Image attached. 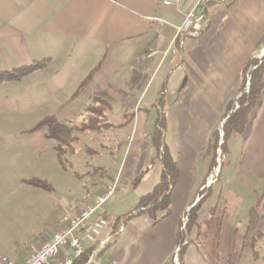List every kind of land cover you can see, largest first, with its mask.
<instances>
[{
  "label": "crops",
  "instance_id": "0c3cea01",
  "mask_svg": "<svg viewBox=\"0 0 264 264\" xmlns=\"http://www.w3.org/2000/svg\"><path fill=\"white\" fill-rule=\"evenodd\" d=\"M197 1L184 0L179 12L175 7L164 6L162 0H0V70L46 59L42 67L23 78L7 81L12 82V87H18L21 94H10L1 104L10 109L16 105L23 110L3 114L0 166L5 163L2 157L5 152L18 150L5 147L9 135L23 133L29 145L25 150L31 152L49 141L43 131L29 132L23 128L33 111L30 108L36 106H33L36 98L43 107H55V113L49 115L78 124L84 120L85 111L94 98L99 97L97 105L106 109L104 122L112 125L115 105L120 108V124L127 123L136 116L130 109L149 99L144 116L150 124L156 121L157 114L153 115L150 109L158 93H170V98L172 94L177 95L172 100L176 103L170 113L175 124L184 127L187 133V144L182 145L185 154L193 157L188 184L172 189L173 211L160 223L155 224L144 215L131 223L142 225L143 229L132 226L115 232L113 221H109L94 246L98 248L109 239L106 247L98 251L97 258L116 260L118 264L175 263L179 221L194 202L198 195L196 187L207 172V161L200 160L202 150L213 129L220 125L228 103L240 95L244 64L251 57L264 55V0H209L205 6L208 29L197 36H186L181 60L179 54L165 55L176 26L182 23L183 13ZM101 60L100 68L80 89ZM61 93L72 94L63 96ZM199 101L203 106L197 104ZM181 109L188 112L190 120L197 121L184 119ZM137 118L139 121L140 115ZM191 124L198 125L201 132H191ZM104 133L100 131L99 137L104 139ZM149 133H143L144 141L134 155L141 172L151 170L150 161L155 152ZM81 134L80 141L89 133ZM234 138V142L238 140L234 163L200 210V222H203L211 216L214 203L225 206L222 229L217 234L212 218L208 226L201 224L197 231H191L184 264H228L230 254L234 264H262L261 258L254 255V249L264 254V238H258L254 248L247 239L258 236L264 228V201L258 205L264 191V93L252 112L246 132ZM40 150L41 156L56 152L52 144ZM197 164H203L202 174L197 173ZM151 171L153 175L140 196L150 192L160 179L159 164ZM93 177L92 190L86 198L74 203L72 214L87 203L94 204L97 195L114 181L109 176L101 180ZM245 202L250 203L246 214L242 210ZM108 209H113L112 205L107 210L102 208L96 217L114 218L120 214L117 212L120 210L113 213ZM61 219L47 238L60 227ZM157 226H162L161 231H155ZM42 241H34L12 257L17 262L24 261L31 245Z\"/></svg>",
  "mask_w": 264,
  "mask_h": 264
},
{
  "label": "rangeland",
  "instance_id": "374dc122",
  "mask_svg": "<svg viewBox=\"0 0 264 264\" xmlns=\"http://www.w3.org/2000/svg\"><path fill=\"white\" fill-rule=\"evenodd\" d=\"M184 52L183 48L174 52L171 41L164 54H179L178 56L181 60ZM11 83L5 82L0 86V133L4 131L5 127L2 118L4 112L23 110L22 108L18 109L16 105L13 109H10L1 104L4 97L10 94H21L19 88L12 87L11 85L13 84ZM33 94L35 95V93ZM70 94L72 93H61L63 96ZM143 94L145 95L146 92ZM151 94L149 92L148 96ZM161 94L158 93V98L150 111L153 115H156L158 109L163 110L167 127L166 144L171 155L177 161L179 171V176L174 187L177 185L178 187L185 186L188 184V170H190L189 165L191 159H193V157L185 154L183 149V145L187 144L185 142L187 133H185L184 127L182 128L181 125L175 124L170 113L172 105L176 103H173L172 100L177 95L172 94L170 98V93L163 91ZM34 103L33 106L36 105L35 108H30L33 111L28 116L26 124H23L24 130H29V132L31 128L37 126L46 117L44 114L49 115L56 111L53 105H49V107L40 105L37 98ZM148 103H150L149 99L143 103L139 102L137 107L130 109V112L137 117L140 115L139 121L136 116H133L127 123L121 124L120 108L115 107V105L111 114L113 124H105L103 126L106 128L103 130L105 138H100L98 132L92 131L76 144L75 150L71 153L58 155L57 152L50 151V153L41 156L39 154L40 149H44L48 145L51 146L52 140H47L48 142L40 146L38 150L31 152L25 150L29 149V145L23 133L9 135L6 139L5 147L18 148V150H12V153L10 151L5 152L2 156L5 163L3 166H0V256L7 254L14 257L16 253L20 252L23 248H27L34 241H42L44 238H47L50 235V230H53L61 217L63 218L73 213L72 208L74 203H78L87 197L89 191L93 188V180L95 179L93 176H98V180L103 179V176L112 177L114 179L113 182L117 180L115 193L103 205V209L107 210L108 206L111 208L112 205L113 209H108L109 212L115 213L116 211L114 210H120L117 212L121 215L134 206L140 198V193L146 189L145 183L153 175L151 170L155 166L153 164L151 170L141 172L135 164L136 160L134 157L136 148L144 141V138H142L143 133H151L157 121L147 124L148 121L146 122L147 118L144 115L147 111L145 105ZM197 104L203 106L201 101ZM176 105L179 110V104ZM184 111L180 112V115L184 116V119L191 122L197 121L190 120L188 112L185 111V113ZM190 126L192 128L191 132H201L198 125L191 124ZM234 137L228 142L223 179L229 170L228 168H230V165L232 166L235 160V148L238 140L234 142L236 139ZM190 141L192 142V140H188V143H191ZM102 144H105V146H102ZM202 158L201 156L200 160ZM93 171H96V175L91 174ZM196 171L197 173L200 171V174H202L204 171L203 164H197ZM215 175H210L209 179L214 180ZM33 178L46 179L49 182V187H41L32 183L31 179ZM200 182L196 187V192L198 193L202 190ZM235 192L240 194L238 190H235ZM249 204L245 202L243 205L242 210L244 214L250 208ZM66 212L70 213L66 214ZM135 218L138 219V217H134L126 218L125 222L121 220L123 224L121 228L131 229L132 226H136L138 230L143 229L142 225H131L132 220H135ZM161 228L162 226H157L155 231H161ZM98 253L96 250L95 257H98Z\"/></svg>",
  "mask_w": 264,
  "mask_h": 264
},
{
  "label": "trees",
  "instance_id": "16d2710c",
  "mask_svg": "<svg viewBox=\"0 0 264 264\" xmlns=\"http://www.w3.org/2000/svg\"><path fill=\"white\" fill-rule=\"evenodd\" d=\"M46 62V59L34 61L29 65H23L17 68L9 70H0V86L11 80H19L34 70L42 67ZM102 60L95 66L89 76L85 79L83 85L92 78L93 74L100 68ZM251 77L250 85L247 87L248 77ZM264 93V55L262 57H251L246 61L241 72V86L239 96L236 99L230 101L222 115V120L226 119L224 125L222 122L216 127L210 134L206 145L202 150V157L207 161V172L205 178L201 184V192L197 197L199 200L192 203L191 207L186 213H184L182 219L179 221L177 228V242H178V260L180 264H184V255L187 248V244L190 242L189 237L191 231H197L201 224L208 226L212 222L217 234L220 233L224 216L226 213L225 206H221L219 203H214L211 207V216L205 221L200 222V210L207 204L209 197L211 196L212 189L216 186L217 182L223 178V170L226 162L228 142L234 136H242L246 132L250 117L254 108L262 101ZM97 99L95 97L92 104L86 109L84 114V120L81 123L74 124L69 123L65 119H61L56 115H48L44 117L37 126L30 129V132L35 130H43L46 138L52 140L53 148L58 155L71 153L75 150L76 144L81 140L80 134L84 132H100L103 131V126L107 124L104 118L105 110L100 105H97ZM104 106V105H103ZM156 124L154 130L149 133L148 139L152 143L155 149V154L151 158L150 166L153 164H159L161 166L160 179L154 188L140 196L134 206L127 210L124 214L114 216H104L110 223L113 221V231L121 229L123 224L121 220L126 218H134L139 216H148L153 223H158L163 219L171 215L173 211L172 205V189L179 176L177 161L171 155L169 148L166 144V121L163 110L158 109ZM104 122V123H103ZM110 124V123H109ZM108 129V128H107ZM224 131V136H221V132ZM223 140V143L221 141ZM218 149L222 150L221 161L218 162ZM60 157V156H59ZM220 164L221 169L218 174L216 170ZM93 171L91 174H96ZM216 174L214 182L209 186H206L207 180L210 175ZM32 183L40 185L41 187H49V182L46 179H31ZM261 201H264V191L262 192L258 205ZM194 204V205H193ZM254 208L251 209L253 211ZM218 211V212H216ZM116 229V230H115ZM264 238V228L259 231L258 236H253L251 239H247V243H251L254 248L255 242L258 238ZM177 249V248H176ZM93 248H87L85 252L75 259L73 264H86L90 253ZM254 255L261 258L262 264H264V255L254 249ZM171 264H175L172 262ZM228 264H234L232 255L228 258Z\"/></svg>",
  "mask_w": 264,
  "mask_h": 264
},
{
  "label": "built area",
  "instance_id": "2783aa9c",
  "mask_svg": "<svg viewBox=\"0 0 264 264\" xmlns=\"http://www.w3.org/2000/svg\"><path fill=\"white\" fill-rule=\"evenodd\" d=\"M208 1L198 0L189 11L183 13L182 23L176 26V35L172 40L174 52L184 49L186 36H197L208 29L209 22L205 10ZM183 2L184 0H162L164 6L175 7L179 12H182ZM116 186L117 180L97 195L94 204L87 203L79 212L63 217L60 227L49 238L31 245L24 261L17 262L5 254L0 256V264H73L87 248H93V251L86 264H118L116 260H104L94 255L96 250L102 251L109 241L107 239L98 248L94 247L109 225L106 217H96V214L115 193ZM199 198L197 197L198 200ZM178 252L179 248L175 252V264H180Z\"/></svg>",
  "mask_w": 264,
  "mask_h": 264
},
{
  "label": "water",
  "instance_id": "95a60500",
  "mask_svg": "<svg viewBox=\"0 0 264 264\" xmlns=\"http://www.w3.org/2000/svg\"><path fill=\"white\" fill-rule=\"evenodd\" d=\"M250 80H251V77L249 76L248 77V82H247V87H249V85L251 83ZM225 121H226V119L223 120L222 125H224ZM221 136L222 137L224 136V131L221 132ZM221 143H223V140L221 141ZM221 153H222V150L221 149H218V162L219 163L221 161ZM220 169H221V166L219 164L218 167H217V170H216V174H218L220 172ZM213 182H214L213 180H208L207 185H210Z\"/></svg>",
  "mask_w": 264,
  "mask_h": 264
},
{
  "label": "bare ground",
  "instance_id": "6f19581e",
  "mask_svg": "<svg viewBox=\"0 0 264 264\" xmlns=\"http://www.w3.org/2000/svg\"><path fill=\"white\" fill-rule=\"evenodd\" d=\"M209 186V185H208Z\"/></svg>",
  "mask_w": 264,
  "mask_h": 264
}]
</instances>
